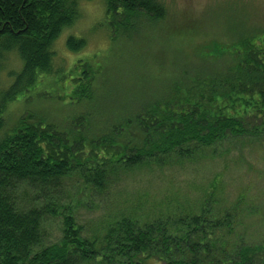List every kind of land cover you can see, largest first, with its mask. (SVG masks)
Here are the masks:
<instances>
[{
    "label": "trees",
    "instance_id": "16d2710c",
    "mask_svg": "<svg viewBox=\"0 0 264 264\" xmlns=\"http://www.w3.org/2000/svg\"><path fill=\"white\" fill-rule=\"evenodd\" d=\"M103 1L122 35L136 19L159 27L167 18L159 0ZM79 16L78 0H0V57L16 50L23 61L12 86L0 92V264H264V233L258 243L236 233L240 203L214 214L205 201L180 216L141 215L139 204L109 218L92 238L60 206L71 177L93 195L104 194L122 172L171 157L190 160L184 151L193 144L207 149L228 137L263 138L264 30L236 29L228 43L196 47L191 54L201 68L175 76L134 115L99 101L104 87L97 75L104 72L108 82V69L85 61L79 77L66 74L63 87L71 90L73 81L66 97L73 95L70 105L87 112L67 127L38 113L8 120L6 107L48 78L53 44ZM111 34L115 41L119 33ZM66 46L80 52L86 42L70 37ZM256 213L264 228V210ZM48 218H59L62 229L61 238L46 245Z\"/></svg>",
    "mask_w": 264,
    "mask_h": 264
},
{
    "label": "rangeland",
    "instance_id": "374dc122",
    "mask_svg": "<svg viewBox=\"0 0 264 264\" xmlns=\"http://www.w3.org/2000/svg\"><path fill=\"white\" fill-rule=\"evenodd\" d=\"M159 2L167 12L161 26H150L147 21L136 19L134 29L122 35L121 29L112 26L106 17L103 0H78L80 16L53 44L54 60L48 78L38 80L35 87L11 102L6 107V118L16 122L38 113L60 127H67L71 118L87 109L70 105L75 97L68 95V98L66 94L71 93L74 84L72 81L68 85L71 90L63 87L67 82L65 76L70 73L74 79L79 77L85 61L108 69V82H104V72L97 75L100 86L104 87L98 95L99 101L107 108L134 115L139 103L160 95L175 76H182L184 71L191 75L201 68L191 54L196 47L228 43L236 29L243 33L264 30V0ZM85 3L100 5L101 15L90 13L82 7ZM112 32L119 33L115 41ZM70 37L85 40L86 47L80 52H71L66 46ZM22 69L23 61L16 50L3 53L0 92L12 86ZM95 69L100 74L101 69ZM184 152L192 158L171 157L159 166L122 172L104 194L94 192L93 195L82 180L71 177L64 185L66 196L60 206L77 220L83 236L92 238L93 231L109 218L139 204L141 215L180 216L194 213L198 209L195 206L205 201L214 214L232 210L240 203L243 222L236 227V233L240 232L249 243L260 242L263 219L256 212L264 210V137H228L207 149L193 144ZM248 210L253 214L248 215ZM61 229L59 218H48L44 243L58 241Z\"/></svg>",
    "mask_w": 264,
    "mask_h": 264
},
{
    "label": "clouds",
    "instance_id": "9594fccd",
    "mask_svg": "<svg viewBox=\"0 0 264 264\" xmlns=\"http://www.w3.org/2000/svg\"><path fill=\"white\" fill-rule=\"evenodd\" d=\"M82 7L86 8L90 13H94L95 15H101L102 10L100 9V5L96 3H85Z\"/></svg>",
    "mask_w": 264,
    "mask_h": 264
}]
</instances>
